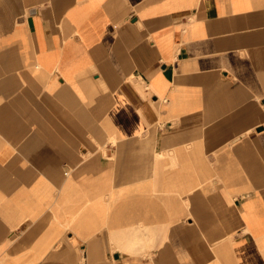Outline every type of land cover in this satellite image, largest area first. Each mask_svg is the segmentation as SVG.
<instances>
[{
  "label": "crops",
  "instance_id": "1",
  "mask_svg": "<svg viewBox=\"0 0 264 264\" xmlns=\"http://www.w3.org/2000/svg\"><path fill=\"white\" fill-rule=\"evenodd\" d=\"M0 264H264V0H0Z\"/></svg>",
  "mask_w": 264,
  "mask_h": 264
},
{
  "label": "rangeland",
  "instance_id": "2",
  "mask_svg": "<svg viewBox=\"0 0 264 264\" xmlns=\"http://www.w3.org/2000/svg\"><path fill=\"white\" fill-rule=\"evenodd\" d=\"M112 144H113V145H115V144H116V142H115L114 140H112ZM132 241H133V244H135V243H136L135 237H134V238H132ZM140 242H141V241H140Z\"/></svg>",
  "mask_w": 264,
  "mask_h": 264
}]
</instances>
